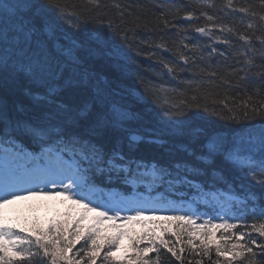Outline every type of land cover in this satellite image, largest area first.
I'll return each instance as SVG.
<instances>
[{
    "label": "snow or ice",
    "instance_id": "1",
    "mask_svg": "<svg viewBox=\"0 0 264 264\" xmlns=\"http://www.w3.org/2000/svg\"><path fill=\"white\" fill-rule=\"evenodd\" d=\"M92 2L96 8L101 6L99 0ZM239 11L250 18L240 34L249 47L244 53L245 67L234 70L238 78L235 88L252 91L240 105L224 103L227 114L213 108L223 119L244 125L238 135H224L218 129L196 128L178 119L192 104L183 100L168 107L156 104L162 86L145 84L156 107L147 113L138 111L113 82L94 69L96 58L112 60L123 52L127 32L120 37V44H115L111 24L106 33L85 31L76 18L62 11L58 0H0V156L11 160L0 174V207L28 196L67 194L74 204L96 213L90 224L84 223L85 214H79L31 231L18 229L0 216V264H19L16 257L27 258L30 264H97V260L104 264H163L162 250L182 261L185 249L177 251L175 244L157 235L154 228L131 238L135 255L127 261L117 260L115 254L126 233L118 230L107 235L100 228L105 220L132 221L149 212L147 218L157 219L156 206L164 201L153 196L162 191L168 196L186 191L223 212L222 223L209 218L198 224V214L190 210L164 217L195 226L189 229L187 243L193 251L200 249L197 255L211 261L214 246L216 257H224L223 262L217 259L214 264L236 260L260 264L253 246L264 252V241L258 244L249 233L231 232L237 224L227 218L233 210L255 208L259 200L260 211L251 213L258 221L252 229L264 238V4L257 10L250 3ZM193 15L192 10L186 11L188 19ZM201 15L214 19L207 11L202 10ZM60 19L85 34L68 35ZM225 30L234 29L221 28ZM196 31L209 35L203 27ZM257 41L259 49L253 47ZM189 50L196 53L198 46L192 44ZM257 51L259 65L253 55ZM180 59L185 65L190 62L185 54ZM163 67L170 74L176 70L169 63ZM210 75L217 74L213 71ZM230 172L237 174L243 186L229 179ZM24 183L34 185L25 190L27 195L21 194L19 187ZM98 183L108 191H96ZM94 200L103 202L93 206ZM125 208L134 215L121 216ZM213 229L224 232L217 238ZM168 231L161 227L162 233ZM172 235L179 240V233ZM143 241L147 243L141 248ZM81 242L80 250L70 256ZM149 253H154L155 259Z\"/></svg>",
    "mask_w": 264,
    "mask_h": 264
},
{
    "label": "trees",
    "instance_id": "2",
    "mask_svg": "<svg viewBox=\"0 0 264 264\" xmlns=\"http://www.w3.org/2000/svg\"><path fill=\"white\" fill-rule=\"evenodd\" d=\"M58 3L62 11L70 17L76 18L85 31L106 33L108 32L107 26L111 24L112 40L115 44H120V37L127 32L128 41L122 45L123 52L112 60L96 58L93 61V67L108 81L113 82L118 87L120 94L127 96L129 102L133 103L138 111L147 113L151 112L156 104L168 107L171 103H179L183 100L185 104L194 106L186 108L184 115L178 119L184 120L196 128L218 129L224 135L240 133L244 125H236L223 119L222 116L214 114L213 108L215 111H223L227 114L224 103H228L231 107L235 101L236 105H240L251 95V88L247 92L244 89L235 88L238 78L235 76L234 70L239 72L241 68L245 67L244 53L249 47L240 39V34L244 33L250 18L247 13L240 12L239 9L248 7L252 3L259 10V6L264 4V0H232L231 8L228 7V0H99L101 5L99 8H96L92 0H58ZM212 5L215 7H210ZM188 10L194 12L193 22L185 20ZM202 10L207 11L208 15H212L214 19L209 21L206 16L201 15ZM166 21L167 23H165ZM59 22L62 30L70 36L85 34L84 31L77 30L72 24H69L66 19H60ZM91 23H95L94 26ZM197 27L205 28L209 35L198 33ZM222 27L234 30L222 32ZM225 39L228 40V43L224 42ZM185 44L189 45V48H184ZM192 44L198 46L196 53L189 50ZM253 47L259 49V42L257 41ZM213 48L216 49L215 52H212ZM181 54L189 56L190 62L187 65L180 59ZM253 55L257 57L256 63L259 65V51ZM163 63H169L176 69L175 72L168 73L167 69L163 67ZM213 71L217 74L214 77L210 75ZM240 75H244V73H240ZM224 81H228L233 86L229 87ZM146 83L163 88L156 98V104L153 103V98L146 91ZM203 93H211V95L206 97ZM193 96L197 97L195 101L192 100ZM21 99H24L23 96ZM254 99H258V97H254ZM165 101L169 103L166 104ZM197 104L200 107H195ZM205 106L209 107V111L204 110ZM258 123L257 121L256 126ZM139 127L143 131V127ZM27 151L31 152L32 149L28 148ZM6 162L9 163L4 156H0V174H2L3 165ZM227 174L229 179L235 180L238 185L243 186L236 173ZM95 190L98 192L108 191L99 183L95 186ZM112 191H118V189H112ZM158 194L164 201L163 203L167 205L171 203L179 205L180 202L186 201L192 203L193 207L182 204L180 207L182 212L166 215L156 213L158 218L154 220L147 218L151 215V213H147L145 218L132 221L123 219L103 221L100 228L105 234L115 235L118 230L126 233L116 251L117 260L127 261L128 257L135 255V250L131 247V238H138L143 232L154 228L157 235H162L170 244H175L177 251L180 248L185 249L181 254L183 264H189V262L197 264V261L201 260L202 264H214L217 259L223 262L224 257H216L214 246L211 261L208 257L197 255L200 251L199 248L195 251L191 249L187 243L191 238L189 229L195 226L164 219L165 216L183 214L190 210L198 214V224L209 218H212L214 223H222L223 212L219 209L213 210L200 201L196 195L189 196L186 191L177 192L175 196L165 195L162 191L154 196ZM66 197L67 194L50 198L28 196L26 199L14 200L11 205L5 208V210L11 209V211L4 212L1 216L6 222L16 225L18 229L26 228L30 231L34 228H46L51 223L70 219L79 214H85L87 219L84 223L90 224L96 213L87 212L83 207L74 204L71 199ZM96 202L102 203L103 201L94 200L93 206ZM3 207L5 205L1 208ZM260 208L261 204L257 200L255 208L249 206L246 212L233 210L227 213L228 222L237 224V227L231 232L249 233L257 239L258 244L264 241V238L259 237L258 233L252 229V224L258 221L251 213L253 211L258 213ZM109 214L111 215V213ZM128 215H134V213L127 208L121 211V216ZM113 224L123 227L113 228L111 227ZM161 227L168 228L169 231L162 233ZM213 231L216 232L217 238L224 232L223 229H213ZM172 232L179 233V240L172 235ZM228 234L225 233V235ZM23 235H29V233H23ZM32 238L34 239V237ZM82 243H78L69 255L78 252ZM146 243V241L141 242L140 247H144ZM241 243H245V241H241ZM253 250L257 252L260 264H264V252H260L255 246H253ZM148 256L155 259L154 253H149ZM15 259L19 264H30L27 258L16 257ZM161 259L163 264H182V261L176 260L166 250L161 251ZM31 264H37V262L32 261ZM97 264H104V262L97 260ZM233 264H244V261L236 260L233 261Z\"/></svg>",
    "mask_w": 264,
    "mask_h": 264
},
{
    "label": "rangeland",
    "instance_id": "3",
    "mask_svg": "<svg viewBox=\"0 0 264 264\" xmlns=\"http://www.w3.org/2000/svg\"><path fill=\"white\" fill-rule=\"evenodd\" d=\"M30 186H33L34 187V185L28 184V183L21 184L19 186L20 187V190H21V194L26 195L27 192L25 190L28 189ZM39 187H41V188L44 187V184H40ZM48 187L50 188L51 185H48ZM37 191H39V189H37ZM35 196L36 197L50 198V197H53V196H60V194H54V195H44V194H40V195H35ZM11 204H12V202L11 203H8V204H4L5 207H3V208L0 207V216L3 215L4 212L7 213V212L11 211V209L5 210V208H7V206H9ZM190 205H192V204H190ZM168 207L171 209V211L179 208L178 205H175L173 203L170 204ZM168 207H166V205H161V206L160 205H157L156 206V210L157 211H160V212L168 213V212H170V210H169Z\"/></svg>",
    "mask_w": 264,
    "mask_h": 264
},
{
    "label": "water",
    "instance_id": "4",
    "mask_svg": "<svg viewBox=\"0 0 264 264\" xmlns=\"http://www.w3.org/2000/svg\"><path fill=\"white\" fill-rule=\"evenodd\" d=\"M185 20L188 21V22H189V21H192V19H188V18H185Z\"/></svg>",
    "mask_w": 264,
    "mask_h": 264
},
{
    "label": "bare ground",
    "instance_id": "5",
    "mask_svg": "<svg viewBox=\"0 0 264 264\" xmlns=\"http://www.w3.org/2000/svg\"><path fill=\"white\" fill-rule=\"evenodd\" d=\"M94 24H95V23H94ZM94 24H93V23H91V25H92V26H94Z\"/></svg>",
    "mask_w": 264,
    "mask_h": 264
}]
</instances>
